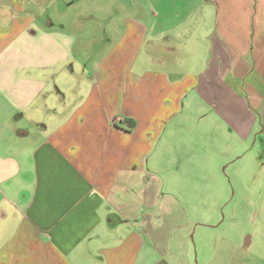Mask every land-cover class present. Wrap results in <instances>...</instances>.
Segmentation results:
<instances>
[{"label": "crops", "instance_id": "0c3cea01", "mask_svg": "<svg viewBox=\"0 0 264 264\" xmlns=\"http://www.w3.org/2000/svg\"><path fill=\"white\" fill-rule=\"evenodd\" d=\"M67 1L0 0V264H171L187 148L264 198V0Z\"/></svg>", "mask_w": 264, "mask_h": 264}, {"label": "rangeland", "instance_id": "374dc122", "mask_svg": "<svg viewBox=\"0 0 264 264\" xmlns=\"http://www.w3.org/2000/svg\"><path fill=\"white\" fill-rule=\"evenodd\" d=\"M67 2L69 5L72 3ZM99 34L95 31L88 33L90 36ZM93 49L95 55L102 51L95 47L86 50L77 46L78 53L75 54L78 56L81 50L92 53ZM255 141H250L247 153L237 165H245L237 175L233 172L239 167H235V163L223 164L217 160L215 152L209 154L208 145L193 161L187 148L183 162L176 165V169L181 167V170L177 174L180 182H177L175 194L191 225L183 232L170 236L172 249L166 258L168 262L207 264L206 259L215 258L218 248L224 244H244L251 238L256 254L264 257V218L259 215L264 212V198L259 195L263 187L255 176L258 167L255 168V164L260 157V147ZM241 257L247 258L245 255ZM157 260L154 258L152 263Z\"/></svg>", "mask_w": 264, "mask_h": 264}]
</instances>
